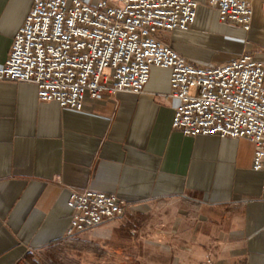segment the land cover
Segmentation results:
<instances>
[{"label":"crops","instance_id":"1","mask_svg":"<svg viewBox=\"0 0 264 264\" xmlns=\"http://www.w3.org/2000/svg\"><path fill=\"white\" fill-rule=\"evenodd\" d=\"M196 1L189 29L158 38L202 68L264 56V0H250L249 30ZM33 2L0 0V65ZM169 83V69L152 67L145 92L104 91L75 110L40 100L32 82L0 80V264L78 257L84 244L93 263L98 253L110 264H264L253 142L173 129ZM88 189L117 194L126 211L68 236V198Z\"/></svg>","mask_w":264,"mask_h":264},{"label":"built area","instance_id":"2","mask_svg":"<svg viewBox=\"0 0 264 264\" xmlns=\"http://www.w3.org/2000/svg\"><path fill=\"white\" fill-rule=\"evenodd\" d=\"M223 22L251 28L250 0H207ZM196 0H34L0 65V80L32 82L39 99L81 110L104 91L145 92L152 67L170 70L172 127L189 136L246 138L254 144L253 168L263 172L264 56L242 54L210 68L187 60L158 38L187 30ZM68 236L87 233L124 215L115 193L73 191Z\"/></svg>","mask_w":264,"mask_h":264},{"label":"rangeland","instance_id":"3","mask_svg":"<svg viewBox=\"0 0 264 264\" xmlns=\"http://www.w3.org/2000/svg\"><path fill=\"white\" fill-rule=\"evenodd\" d=\"M242 148H245V144H242ZM84 234V233H83ZM77 236H82V234H78ZM85 240V239H84ZM103 257H100V255L97 253L96 255V261L95 263L92 262V260L89 258L88 256V251H87V247L86 245H82L80 248V253L79 256L76 257H71L70 255H66L64 256L63 260L60 261H49L48 263H46L45 261H41L42 264H110L109 262H104L102 260Z\"/></svg>","mask_w":264,"mask_h":264}]
</instances>
